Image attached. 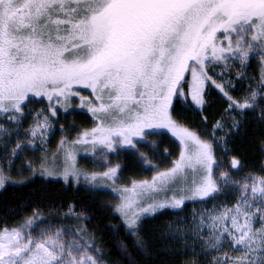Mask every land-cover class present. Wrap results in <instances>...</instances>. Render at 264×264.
Listing matches in <instances>:
<instances>
[{
  "label": "snow or ice",
  "instance_id": "6c2138e0",
  "mask_svg": "<svg viewBox=\"0 0 264 264\" xmlns=\"http://www.w3.org/2000/svg\"><path fill=\"white\" fill-rule=\"evenodd\" d=\"M251 59L261 68L259 90L250 87L236 98L224 72L236 62L244 69ZM235 75L245 78L243 71ZM210 86L226 98L227 106L205 138L173 112L178 103L194 107L206 123ZM74 98L93 126L79 131L71 147L83 145L86 153H100L103 171L79 168L62 136L63 168L49 167L42 156L41 177L73 185L82 178L95 190L104 184L118 193L114 211L132 235L145 216L233 189L238 192L234 203L214 205L206 218L203 212L198 218L194 213L192 235L207 264H264V159L258 173L234 178L244 164L239 153L229 155L235 150L228 147V137L240 130L247 113L258 111L264 123V0H0V115L20 126L26 111L33 114L29 106L41 104L33 114L36 123L27 129V142L33 143L37 135L46 136L53 119L72 109ZM7 131L0 125V132ZM153 134H170L178 142V154L162 169L138 147L155 151L147 139ZM21 148L18 140L11 156ZM122 152L154 169L151 180L117 185L122 167L109 157ZM163 154L173 155L168 148ZM25 164L35 175L34 163ZM188 173L193 175L190 183ZM7 181L0 169V187ZM161 193L162 198H155ZM65 215L87 219L72 204ZM38 217L34 210L19 225L0 228V264H104L95 236L86 228L78 227L71 239L59 228L34 235ZM175 235L187 238L179 229Z\"/></svg>",
  "mask_w": 264,
  "mask_h": 264
},
{
  "label": "trees",
  "instance_id": "16d2710c",
  "mask_svg": "<svg viewBox=\"0 0 264 264\" xmlns=\"http://www.w3.org/2000/svg\"><path fill=\"white\" fill-rule=\"evenodd\" d=\"M238 63L233 64L224 73L230 76L233 87H229L230 94L239 98L246 94L250 87L259 90L261 68L256 59H251L248 66L244 68V79H238L232 70ZM241 71V70H240ZM209 104L205 107L203 115L208 117L205 123L198 109H188L186 106L177 104L173 112L175 119L197 130L202 136H211V125L219 119L223 109L227 106L226 98L222 97L217 90L211 86L208 88ZM46 103V102H45ZM34 107L42 106L39 103ZM73 108L68 113L59 114L57 125H63L65 134L71 138L73 131L93 125L91 116L84 112H77ZM80 113L84 116L85 123L76 121L72 113ZM65 120H61L62 117ZM58 133V131H57ZM219 136V135H218ZM148 144L155 146V151L141 144V151L152 160L158 168L169 166V163L178 154V143L169 135L153 134L148 138ZM228 147L235 151L229 153L240 154L244 167L239 173H233L234 178L248 172H257L262 153L261 141H264V123L259 119L258 111L249 112L241 122L238 132L229 137ZM168 148L173 155L165 157L164 149ZM27 151L21 153L11 163L7 181L0 188V228L14 227L22 223L27 217L32 216L33 211L39 213L44 220L55 225L72 224L76 228L83 226L89 235L95 236L96 246L100 249V255L107 262L118 264H207V259L199 254L198 249L189 241L179 239L175 233L179 226V220L187 210L189 203H185L182 209L174 210L166 208L152 215L145 216L137 225L139 231L132 235L125 226L123 220L114 211L116 202L115 195L104 188L95 190L88 185L71 183L65 184L63 180L51 177H41L40 174L30 173L26 170L25 161ZM219 157L220 152L216 150ZM112 156V155H111ZM117 163L121 164V179L131 181L132 179L146 178L154 174V169L139 163L138 160L127 153L114 156ZM227 157H225V161ZM235 193L232 189L225 188L215 199H208L209 203L234 202ZM75 206L77 215L87 217L77 220L72 216L65 215L68 205ZM196 248V247H195Z\"/></svg>",
  "mask_w": 264,
  "mask_h": 264
},
{
  "label": "rangeland",
  "instance_id": "374dc122",
  "mask_svg": "<svg viewBox=\"0 0 264 264\" xmlns=\"http://www.w3.org/2000/svg\"><path fill=\"white\" fill-rule=\"evenodd\" d=\"M238 63V62H237ZM244 71V69H239L237 66H235V68L232 70V73L234 74V76L236 77L235 73L237 71ZM219 71V69H218ZM223 79H231L230 76H227L225 73L223 75ZM82 94L87 95V91H84ZM78 103V100L74 98V103L72 106L73 108H76L77 112L81 111L84 112L86 114L87 113L86 109H81V108H77L76 104ZM42 106L39 107H34L33 105L29 106L30 112L31 113H36ZM72 109H70L69 111H71ZM72 113L74 116H76V121H78L79 123L84 124L85 123V119L84 116L81 115L80 113ZM33 114H29L28 111H26V114L24 116V118L21 121V125L17 126L16 124H9L7 123V117L0 115V125H3L5 129H7V133H3L0 132V169L4 170V174L8 177V181H10L9 179V174H7L9 172V168L11 167V163L10 161H14V159L17 156H20V154L24 151H27V158H31L32 162L34 163V166L37 168V172L36 174H39V159L42 156L47 157V164L49 165V167L53 168V169H62L64 166V150L60 149L58 147V145L60 144L61 141V137H66L67 140L69 141V145H68V150L72 151L75 156H76V164L79 168L82 169H87L89 171H103V168L100 167L99 165L103 163V160L100 159V153H96L95 156H93L90 152L86 153L85 152V146L83 145H78L76 147H71L70 142L78 136L79 131H82L84 129L87 128H91L93 125L90 124L88 127L86 128H82L78 131H73V133L71 134V138H68L65 134V129L62 132L61 131V125H57V121L56 119L52 120V126L51 128L48 130L46 136L41 139L39 135H37L36 139L34 140L33 143H28L27 141L29 139H31L30 136H28L27 134V129L29 128L30 125H34L36 123V119L34 117ZM63 114V113H61ZM90 116V114H89ZM61 120H65V117L63 116L61 118ZM93 123V121H92ZM58 131V133H57ZM159 131H163V130H159ZM225 131H227V129H225ZM170 136V134H168ZM216 135L221 136L223 135V133L221 132H217ZM171 137V136H170ZM173 138V137H171ZM175 140V138H173ZM21 141L22 142V148L20 150H18V155L16 157H12L11 156V148L15 146L17 141ZM178 143V142H177ZM41 146H43L44 150H41ZM7 149V151H6ZM218 151L220 152V149H218ZM115 155H112L109 157L110 161L112 163H117L115 158ZM32 173V172H30ZM121 176L122 173H120ZM153 176V175H152ZM152 176H147L146 178H139L136 180H151ZM51 178H55V179H60L59 177H51ZM193 179V175L191 173H188L186 180L188 183L191 182V180ZM62 180V179H60ZM81 184L87 185L83 179L81 178V181L79 182ZM99 183V182H98ZM130 181L126 180L125 178L120 179L117 181V185L120 184H129ZM183 183V181H182ZM100 188H104L106 190L111 191L110 188L106 187L104 184H99ZM1 188V187H0ZM112 192V191H111ZM232 192L235 193L234 195H238V192H236L235 190L232 189ZM113 193V192H112ZM116 197V202L115 204L118 202V193H113ZM151 195V194H148ZM169 195H171V193H169ZM163 193H161L158 197H155L157 199L162 198ZM151 202V201H149ZM185 203H189V206L187 207V210L185 211V213L182 215V217L179 220V226L178 229L185 234V236L187 237L186 239H184L185 241H189L194 247H196L195 249H198L199 254H201L202 252V245L198 244L195 242V239L192 235L193 233V229L196 227V224L193 221V216L194 213L196 215V217L198 218L200 216V214L203 212L205 215V218L207 217V212L208 210H211L213 208L214 205L219 204V203H209L206 201L201 202L199 200H186ZM184 203V204H185ZM226 204H231L229 202H225ZM234 203V202H232ZM114 204V205H115ZM174 210H179V209H174ZM119 215V213H118ZM120 216V215H119ZM122 219V218H121ZM42 221V222H41ZM63 229L64 233H65V239H71V235L70 233H74L76 231V226L72 225V224H66V225H55L51 222H48L46 220H44L42 217H38L36 218V223L33 225V234H38L40 229H51L52 231H55L56 229ZM206 234V233H205ZM213 255H215V253H212ZM104 264H118L116 262H107L105 260Z\"/></svg>",
  "mask_w": 264,
  "mask_h": 264
}]
</instances>
